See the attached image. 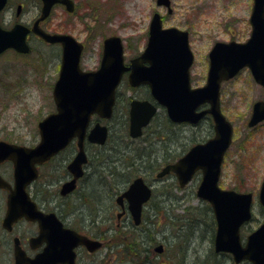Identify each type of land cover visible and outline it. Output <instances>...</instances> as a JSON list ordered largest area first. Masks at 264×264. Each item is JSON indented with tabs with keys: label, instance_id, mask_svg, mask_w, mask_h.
<instances>
[{
	"label": "rangeland",
	"instance_id": "obj_1",
	"mask_svg": "<svg viewBox=\"0 0 264 264\" xmlns=\"http://www.w3.org/2000/svg\"><path fill=\"white\" fill-rule=\"evenodd\" d=\"M23 2L19 17L16 5ZM76 10L68 14L57 6L41 28L49 33L68 34L84 45L80 67L85 71L99 66L102 42L118 36L124 45V63L143 51L149 21L154 12L162 16L163 27H176L189 32V45L194 55L191 67V87L205 84L208 52L215 42L243 43L250 35L249 16L252 0H171L172 13L158 7L155 0H73ZM10 6L0 14V23L10 28L20 22L31 25L39 16L35 0H10ZM31 53L20 55L6 50L0 55V141L25 147L39 142L37 123L55 111L52 85L56 81L60 63V47L48 45L33 35L28 38ZM148 92V91H147ZM130 98L148 99L145 88L130 89L123 79L117 89V101L112 117L101 120L109 130V140L103 147L87 145L93 160L111 158L99 168L103 189L98 187L97 166L89 169L88 178L80 183L81 193L93 207L87 210L91 227L105 230V245L89 264H234L228 254L213 251L215 223L208 203L196 197L201 175L195 174L183 189L173 174L157 180L155 177L167 164L176 161L189 147L213 137L212 118L200 124L169 125L160 109L142 137L132 140L128 135V103ZM264 100V90L252 79L247 69L220 87V109L232 127L231 144L221 166L219 188L239 193H251L252 219L240 230L241 240L256 230L264 220V209L257 196L264 179V121L253 128L247 126L252 104ZM167 119V118H166ZM165 120V121H164ZM99 152V156H94ZM99 158V159H98ZM49 171L44 169L43 174ZM0 175L11 182L12 168L0 166ZM130 181L143 177L152 182L154 196L144 210L140 227L121 221L116 230L118 208L115 193ZM100 188V201L95 202L93 189ZM166 194V196H165ZM5 212V195L0 192V223ZM70 225L80 227L70 220ZM68 221V222H69ZM114 227V229H113ZM21 227L5 233L0 224V264H12L11 235H19ZM120 235L137 244L129 254V243L118 242ZM4 243H6L4 245ZM163 246L162 253L154 248ZM240 264H249L243 262Z\"/></svg>",
	"mask_w": 264,
	"mask_h": 264
},
{
	"label": "water",
	"instance_id": "obj_2",
	"mask_svg": "<svg viewBox=\"0 0 264 264\" xmlns=\"http://www.w3.org/2000/svg\"><path fill=\"white\" fill-rule=\"evenodd\" d=\"M7 0H0V11ZM40 16L29 29L15 24L5 30L0 26V54L7 49L27 54L30 48L26 36L32 32L44 42L61 45V62L58 79L52 96L55 112L47 115L38 124L39 142L34 147H25L0 141V163L11 161L13 166L12 186L0 177V188L9 191L6 211L2 219V228L11 231L21 217L39 223L41 234L47 237L44 253L32 260L25 257L17 237L13 239L14 264H59L69 260V251L77 244H85L91 250L99 242L81 237L71 230L47 221L35 209L25 191L26 186L37 177L36 165L49 160L65 148L73 139H77L78 152L68 165V170L75 178L81 176V165L86 157L83 148L85 138L90 143L103 145L107 138V128L98 122L86 131L93 114L100 118H110L115 102L116 88L124 73H128L131 87L146 85L156 105L165 108L168 119L173 123L196 124L206 115L214 123V137L203 144L193 146L182 158L173 164L166 165L157 174L161 178L170 172L174 173L179 186L184 187L195 172L201 170L202 178L196 196L210 204L216 221L214 251L229 253L234 264L243 260L251 264H264V220L260 226L247 235L244 245L240 238V228L252 217L251 193H239L234 190H223L218 186L224 153L231 143L232 127L220 109V83L233 78L239 70L247 67L257 84L264 87V0H253L250 15L252 27L250 38L245 43L234 41L216 42L208 54L209 68L206 83L202 87L191 88L189 68L193 54L189 48L188 32L175 27L163 28L158 13L151 17L148 39L144 51L136 58L124 64L122 40L110 36L103 40L100 66L96 71H82L79 66L83 45L67 34H51L39 27L50 14L52 7L62 4L68 13L74 11L72 0H41ZM157 6L172 12L170 0H156ZM21 7H17L19 15ZM207 108L198 110L201 106ZM157 111V106L148 100H131L129 103V135L137 138L142 129L148 125ZM264 120V101L252 106V113L247 123L253 127ZM74 189V183L62 186L61 194ZM151 197L150 189L141 178H136L128 189L116 198V203L123 208V200L133 223L141 221V210ZM258 202L264 207V179L260 184ZM122 213L117 215L119 219ZM73 236V243L63 242L64 234ZM162 246L155 248L162 252ZM68 253V256H66ZM62 254H65L64 256ZM72 259H70V262Z\"/></svg>",
	"mask_w": 264,
	"mask_h": 264
},
{
	"label": "flooded vegetation",
	"instance_id": "obj_3",
	"mask_svg": "<svg viewBox=\"0 0 264 264\" xmlns=\"http://www.w3.org/2000/svg\"><path fill=\"white\" fill-rule=\"evenodd\" d=\"M35 1L37 2L39 6V10H40L42 3L39 0H35ZM9 4H10V0H7L5 9L8 8V6H10ZM18 6L21 7V10H20V13H21L23 10V2H19L16 5V11H17ZM57 6H60L61 8L64 9L63 5H56L55 7ZM19 15H16L15 13L16 17H19ZM36 19L37 17L34 20ZM250 28H251V25H250ZM55 45H58L60 47L59 44H55ZM60 54H61V47H60ZM191 67H190V84H191ZM123 79H125L126 87H129L127 73L123 75L122 80ZM120 85L121 83L119 84V87ZM138 88H145V91H148L149 93V89L146 85H141L134 89H138ZM116 100H117V94H116ZM95 120H97L96 116L93 117V119L91 120V123L95 122ZM202 121L203 120L199 121L195 125H191V124H188V125L196 126L200 124ZM212 128H213V123H212ZM90 145L93 146V144H90ZM191 147H189L181 156H183L186 152H188ZM77 152H78V148L76 146V139H73L70 141L69 145L66 148L60 150L57 154L52 156L48 161L43 162L42 164L37 166V178L31 183H29L25 188V191L28 194L29 200L34 204L35 209L41 214H43L44 216H48L47 217L48 222L55 223L53 219L55 217L56 220L61 224V227L63 229L71 230L84 238L100 243L98 247L92 250L85 244H77L75 247L72 248L71 253L69 251V260H66V262L59 263V264H89L91 258L98 256L99 252L101 251L102 248H104V245H105L104 235L106 231L105 230L102 231L101 229L103 228H100V227H97V228L91 227L92 223L89 221L88 212H86V209L90 210L91 207H93V203L89 204L90 202L89 199H85V197L81 195V193L79 195H77V193L79 192V189H80V183L85 184L84 180H86L89 177L88 176L89 169L95 165L97 166L95 170L96 173L95 172L93 173L97 176V178H99L98 187H101V189H103V185L101 181L102 177L100 176L99 168L103 166L105 162L106 163L109 162L107 160H109L111 157L107 156L106 157L107 160L106 159L99 160V161L93 160L91 158L90 153H88L85 147L84 152H85L86 161L85 163L81 165L82 174L78 178H75L73 173H71L68 170V165L73 161L75 154ZM99 155H100L99 152L94 154V156H97V157ZM5 163L9 164L10 167L12 168V163L9 161H6L2 163L1 165ZM44 169H49V171L43 174ZM68 182L74 183V189L68 193L61 194L62 186ZM176 182L178 184L177 180ZM145 183L151 190V199H152V197L154 196L152 182H147L145 180ZM127 187L128 185L126 186V188ZM125 189H123L120 193H122ZM0 192L2 194L4 193L5 195V205H6L8 191L4 189H0ZM92 193H93V198H96L95 202L99 203L100 188H97V185L94 187ZM150 200L142 208V219L143 220H144V210L146 209V206H148ZM117 208H118V212L116 213V216H115L117 223L115 224V227L117 231H120L119 227L121 225V221L128 219L129 225L132 224V221H131L129 213L126 210V204L125 206L123 205V208L118 207V206ZM262 208L264 209V207ZM119 213H122V215L118 219L117 215ZM51 215H53L54 217H50ZM69 218L70 220L73 219V221L77 224L80 222V227L77 228V227L70 225L69 223H71V221H69ZM16 226L21 227L22 232L18 236L11 235L12 264H14V258H13V238L14 237H18L19 246L21 250L24 252V255L27 259L32 260L36 256L43 254L45 248L47 247V241H46L47 237L44 234H41L39 223L37 221H31V220H27L25 217H21L16 223ZM136 227H140V226H136ZM4 232L7 234L12 233V232H7V231H4ZM61 239L63 242H66V243L71 242V241L73 243L74 241L73 236H70L67 233L64 234ZM2 243L3 241L0 238V247L2 246ZM5 244L6 243H4V245ZM62 255L64 256L65 254H62ZM66 256H68V253ZM70 259H72L71 262H70Z\"/></svg>",
	"mask_w": 264,
	"mask_h": 264
},
{
	"label": "trees",
	"instance_id": "obj_4",
	"mask_svg": "<svg viewBox=\"0 0 264 264\" xmlns=\"http://www.w3.org/2000/svg\"><path fill=\"white\" fill-rule=\"evenodd\" d=\"M165 120H166L167 123H169L166 118H165ZM169 125H171V124L169 123ZM122 180L123 181L121 183H124V185H125L126 183H128L130 181V176H128L127 178H124ZM117 239H118L117 243L122 242V241H124V243H129V246L127 247L128 251H129V254H131L132 252L136 251L137 244H133V243L129 242L128 238L126 239L125 235H124V237L122 235H120V237L119 238L117 237Z\"/></svg>",
	"mask_w": 264,
	"mask_h": 264
}]
</instances>
